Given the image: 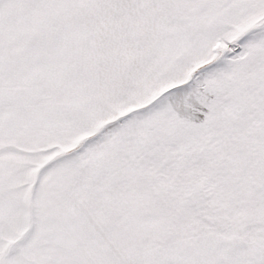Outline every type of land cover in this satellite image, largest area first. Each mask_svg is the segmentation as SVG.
<instances>
[{"label": "snow or ice", "instance_id": "1", "mask_svg": "<svg viewBox=\"0 0 264 264\" xmlns=\"http://www.w3.org/2000/svg\"><path fill=\"white\" fill-rule=\"evenodd\" d=\"M0 264H264V0H0Z\"/></svg>", "mask_w": 264, "mask_h": 264}]
</instances>
